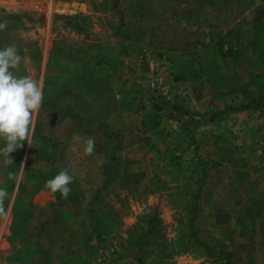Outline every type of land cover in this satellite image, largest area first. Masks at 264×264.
Returning a JSON list of instances; mask_svg holds the SVG:
<instances>
[{"label":"rangeland","instance_id":"1","mask_svg":"<svg viewBox=\"0 0 264 264\" xmlns=\"http://www.w3.org/2000/svg\"><path fill=\"white\" fill-rule=\"evenodd\" d=\"M167 4L0 0V49L44 96L32 144L0 139V264H264V22L180 77Z\"/></svg>","mask_w":264,"mask_h":264},{"label":"crops","instance_id":"2","mask_svg":"<svg viewBox=\"0 0 264 264\" xmlns=\"http://www.w3.org/2000/svg\"><path fill=\"white\" fill-rule=\"evenodd\" d=\"M166 1V13L172 25L169 30L181 34L183 43L182 46L177 42L169 43L165 52L180 77L188 66L199 62L206 64L211 59L214 46L225 42L228 43L226 47L238 46V42L233 43L246 39L252 25L264 22V0ZM100 93V88L88 87L86 99L78 100L77 109L83 114L84 110L88 115L95 114L97 104L91 102L90 98L98 97Z\"/></svg>","mask_w":264,"mask_h":264},{"label":"clouds","instance_id":"3","mask_svg":"<svg viewBox=\"0 0 264 264\" xmlns=\"http://www.w3.org/2000/svg\"><path fill=\"white\" fill-rule=\"evenodd\" d=\"M7 27L0 22V30ZM23 57L13 44L0 49V139L6 142L2 151L9 157L18 146V142L32 144L31 126L35 116L43 105V91L40 82L31 75H17ZM95 138L84 140V152L91 155L95 151ZM22 146V143L19 144ZM74 175L68 168H62L53 178L46 181V187L52 193L59 192L64 199L71 193ZM6 188H0V217L7 215L4 201L8 197Z\"/></svg>","mask_w":264,"mask_h":264}]
</instances>
